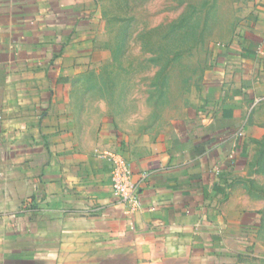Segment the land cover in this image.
<instances>
[{
	"label": "crops",
	"instance_id": "obj_1",
	"mask_svg": "<svg viewBox=\"0 0 264 264\" xmlns=\"http://www.w3.org/2000/svg\"><path fill=\"white\" fill-rule=\"evenodd\" d=\"M233 12L208 100L156 115L150 72L103 69L95 0H0V264H264V0Z\"/></svg>",
	"mask_w": 264,
	"mask_h": 264
},
{
	"label": "rangeland",
	"instance_id": "obj_2",
	"mask_svg": "<svg viewBox=\"0 0 264 264\" xmlns=\"http://www.w3.org/2000/svg\"><path fill=\"white\" fill-rule=\"evenodd\" d=\"M95 2L114 55L104 70L150 72L156 115L173 111L179 102L185 113L194 101L208 100L206 86L209 75H213L207 71L216 50L231 37L237 0ZM125 80L129 82L130 77ZM259 111L264 117V102ZM255 148L260 150L261 146ZM257 162L264 170V155ZM256 177V189L264 196V171L257 172ZM262 232L264 237V227Z\"/></svg>",
	"mask_w": 264,
	"mask_h": 264
},
{
	"label": "built area",
	"instance_id": "obj_3",
	"mask_svg": "<svg viewBox=\"0 0 264 264\" xmlns=\"http://www.w3.org/2000/svg\"><path fill=\"white\" fill-rule=\"evenodd\" d=\"M111 160L109 172L111 187L118 201L126 207L125 213L140 208L139 185L132 180L129 162L119 153L108 154Z\"/></svg>",
	"mask_w": 264,
	"mask_h": 264
},
{
	"label": "trees",
	"instance_id": "obj_4",
	"mask_svg": "<svg viewBox=\"0 0 264 264\" xmlns=\"http://www.w3.org/2000/svg\"><path fill=\"white\" fill-rule=\"evenodd\" d=\"M174 25H176V24H174ZM258 145L261 146V149L259 150V152H260V156H261V155H264V139H263L262 141H260V142L258 143Z\"/></svg>",
	"mask_w": 264,
	"mask_h": 264
}]
</instances>
